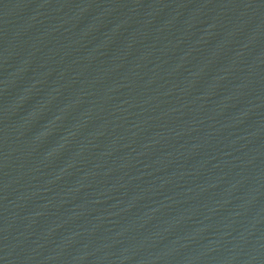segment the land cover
<instances>
[{"label":"water","instance_id":"95a60500","mask_svg":"<svg viewBox=\"0 0 264 264\" xmlns=\"http://www.w3.org/2000/svg\"><path fill=\"white\" fill-rule=\"evenodd\" d=\"M0 264H264V0H0Z\"/></svg>","mask_w":264,"mask_h":264}]
</instances>
